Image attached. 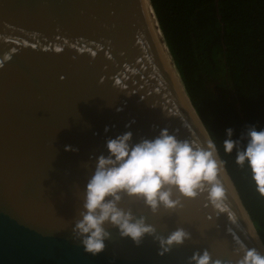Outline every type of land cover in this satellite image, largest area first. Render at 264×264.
Returning <instances> with one entry per match:
<instances>
[{
    "label": "water",
    "instance_id": "95a60500",
    "mask_svg": "<svg viewBox=\"0 0 264 264\" xmlns=\"http://www.w3.org/2000/svg\"><path fill=\"white\" fill-rule=\"evenodd\" d=\"M0 65V264H188L205 249L235 264L242 247L264 254L224 166L223 209L206 192L157 215L124 197L120 206L158 234L191 233L163 257L151 237L137 247L111 227L97 255L73 238L107 139L131 132L135 144L164 128L201 146L210 139L151 34L145 0H0Z\"/></svg>",
    "mask_w": 264,
    "mask_h": 264
},
{
    "label": "clouds",
    "instance_id": "9594fccd",
    "mask_svg": "<svg viewBox=\"0 0 264 264\" xmlns=\"http://www.w3.org/2000/svg\"><path fill=\"white\" fill-rule=\"evenodd\" d=\"M233 133V129H226L224 152L231 154L235 150V163L240 167L247 164L256 191L264 197V129L249 126L239 140L232 139ZM105 148L107 155L95 156L94 171L87 180L81 209L72 227L73 238L86 253L97 255L105 251V242L111 239L108 227L117 229L122 239H131L137 247L145 237H151L159 246L160 257L192 239L183 227H177L166 237L158 234L144 216L137 217L131 209L120 206L125 196L142 200L153 215L161 209L166 212L182 209L184 200L195 199L205 192L214 208H224L226 193L219 180L224 161L219 158L213 140L201 146L180 140L164 128L154 139H142L135 144L131 132L123 133L107 139ZM65 151L79 149L65 146ZM239 251L242 255L237 253L235 264H264V254L256 248L242 247ZM188 264H223V261L213 260L205 249L194 252Z\"/></svg>",
    "mask_w": 264,
    "mask_h": 264
},
{
    "label": "trees",
    "instance_id": "16d2710c",
    "mask_svg": "<svg viewBox=\"0 0 264 264\" xmlns=\"http://www.w3.org/2000/svg\"><path fill=\"white\" fill-rule=\"evenodd\" d=\"M149 2L184 92L264 246V197L247 164L223 149L226 129L233 140L249 126L264 129V0Z\"/></svg>",
    "mask_w": 264,
    "mask_h": 264
},
{
    "label": "bare ground",
    "instance_id": "6f19581e",
    "mask_svg": "<svg viewBox=\"0 0 264 264\" xmlns=\"http://www.w3.org/2000/svg\"><path fill=\"white\" fill-rule=\"evenodd\" d=\"M145 3H146V7H147V17H148V21H149V27H150L151 34H152V36L154 37V39H155V41H156V43H157V45H158V47H159V49H160V51H161L163 57H164V59H165L167 65H168V67H169V69H170V71H171V73H172V75H173V77H174V79H175V81H176V83H177V85H178V87H179L181 93H182V90H181V87H180V85H179V81H178V78H177L176 72L174 71V69H173V67H172V64H171V60H170L169 54H168V52H167V49H166V47H165V44L163 43V40H162L161 34H160V32H159V30H158V27H157V25H156V22H155V19H154V17H153V14H152L151 8H150V6H149V3H148L147 0H145ZM182 95H183V97H184V99H185V96H184L183 93H182ZM185 101H186V99H185ZM186 102H187V101H186ZM187 104H188V102H187Z\"/></svg>",
    "mask_w": 264,
    "mask_h": 264
}]
</instances>
